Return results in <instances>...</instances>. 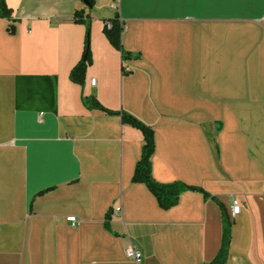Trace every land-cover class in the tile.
<instances>
[{
	"label": "crops",
	"instance_id": "1",
	"mask_svg": "<svg viewBox=\"0 0 264 264\" xmlns=\"http://www.w3.org/2000/svg\"><path fill=\"white\" fill-rule=\"evenodd\" d=\"M91 1L5 0L0 264H204L224 211V264H264V0ZM122 113L153 130V178L188 186L170 207L134 180L145 135Z\"/></svg>",
	"mask_w": 264,
	"mask_h": 264
},
{
	"label": "trees",
	"instance_id": "2",
	"mask_svg": "<svg viewBox=\"0 0 264 264\" xmlns=\"http://www.w3.org/2000/svg\"><path fill=\"white\" fill-rule=\"evenodd\" d=\"M89 2L90 4L92 3L91 0H89ZM0 16L6 18L12 17V11L6 5L5 0H0ZM75 20L77 22H82L86 24L87 37H86V47H85L84 55L81 58V60L77 63V65L73 68L70 76L74 82L83 83L87 66L91 61L90 48H89L90 19L87 17H83L82 12H76ZM110 21L112 22V26L110 28L105 26V34L107 35L108 39L113 44V46L123 51V57L128 58L130 54L126 53L121 45V33L123 30V24L119 20V15L116 14L115 17ZM87 105L89 107L103 109V107L99 104L95 96H92L91 98L87 99ZM121 115L123 120L131 121L134 122L135 124L141 125L145 135V144L143 147V153L141 159L137 163L134 174V180L145 182L147 186L151 189V191L157 196L161 206L165 208L170 207L171 205L177 202L181 191L183 189H186L188 186L180 182L163 184L157 182L153 178L151 171V155L154 151L155 143H154V134L152 128L147 127L144 124H141L138 120L134 119L129 114L122 113ZM223 216H224L223 237H222L221 248L213 260L206 262L204 264H224L227 260L230 238H231L232 223L229 217L227 216V214L225 213V211Z\"/></svg>",
	"mask_w": 264,
	"mask_h": 264
},
{
	"label": "built area",
	"instance_id": "3",
	"mask_svg": "<svg viewBox=\"0 0 264 264\" xmlns=\"http://www.w3.org/2000/svg\"><path fill=\"white\" fill-rule=\"evenodd\" d=\"M112 6H114V5H112ZM105 26L110 28L112 26V22L110 20L107 21L105 23ZM124 70L128 71V67L125 66ZM91 83L93 85H95L96 84V79L92 78L91 79ZM240 208H241V206L238 203V201L235 198H233V200H232V213H233V215L237 214L240 211ZM114 211L119 213L121 211V208L118 206V207L115 208ZM67 219H68V221L72 222L73 224L77 223V217L76 216H73V215L72 216H68ZM126 255L129 258L133 259L137 263H139L142 260V253L140 251H138L137 249H135L133 246H128L126 248Z\"/></svg>",
	"mask_w": 264,
	"mask_h": 264
},
{
	"label": "water",
	"instance_id": "4",
	"mask_svg": "<svg viewBox=\"0 0 264 264\" xmlns=\"http://www.w3.org/2000/svg\"><path fill=\"white\" fill-rule=\"evenodd\" d=\"M83 2H84L88 7H91V4H90L89 0H83Z\"/></svg>",
	"mask_w": 264,
	"mask_h": 264
}]
</instances>
